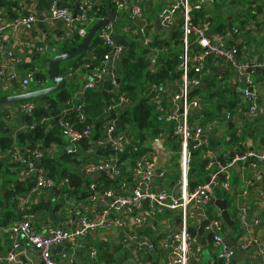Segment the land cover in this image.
Returning <instances> with one entry per match:
<instances>
[{"label": "built area", "instance_id": "1", "mask_svg": "<svg viewBox=\"0 0 264 264\" xmlns=\"http://www.w3.org/2000/svg\"><path fill=\"white\" fill-rule=\"evenodd\" d=\"M154 0H111L116 14L122 13L127 16L130 22L142 21L143 25L138 27V45L141 50L148 51V63L153 72L160 69L159 59L168 52V48H159L154 45L156 37L149 31L147 16L149 4ZM161 8L157 13L160 28L163 32L172 33L178 30L182 34V54L178 71L181 73L177 80H166L154 84L148 97L147 105L154 112L155 121L166 126V129L151 136L148 141L141 142L136 139L134 133L127 126L120 125L119 115L133 107L134 101L126 93L120 91L119 77L112 69L111 62L120 59L126 53V47L118 46L111 37V27L101 30L100 39L110 49L100 62V71L94 73L84 84L85 90H99L106 81L111 82L112 93L115 94V101L108 105L107 114L110 118L100 129L99 136L96 135L94 123L86 125L83 130L77 128V124L71 120L69 115L74 112L82 123L88 120L84 112V105L76 104L74 100L64 103V108L57 115L58 124L62 137L70 143V153H78V144L88 140L94 149L103 151L109 157H102L99 160L87 161L82 167V173L86 177H93L98 174H105L112 179L121 180L124 178V171L121 167L122 155L130 152L135 155L132 160L133 166V190L131 195L116 193L114 189H107L100 194L95 183H89L87 188L90 199L99 200L106 206L103 213L94 220L80 218L73 229L67 227H49L43 234L37 231L29 214V207L34 203L37 195L51 191L59 186V180L50 176L49 172L42 167V162L51 157L53 149H44L38 145L35 149H25L20 146L13 148L8 156L11 163L20 167L21 178L31 177L34 185L28 193L18 196L16 199L17 211L20 219L9 227L12 246L6 254L0 255V264H14L19 256L22 242L27 243L36 251L43 264H60L53 255V249L65 243H69L74 249L83 247V241L90 232L107 231L114 227L124 226L122 219L111 218V213L121 214L124 209L140 203L143 198H148L149 208L134 218V223L144 226L159 212L165 210L178 211L182 230L174 233L171 239L159 244L143 238L140 241L141 250L147 251H170L167 264H192L199 261L200 247L196 238H191L189 231L191 227L202 229L210 235L212 243L221 250L219 261L210 264H234V257L237 248L227 245L224 241L225 223L220 218L212 219L208 216L207 210L210 198H217V193L234 194L237 187L233 183L236 170L240 171L241 196L243 198L251 195L256 188L255 180L250 175L258 171H264V146L255 147L245 145V150L234 151L233 156H227L221 160L217 150L213 146V135L217 123H229L236 120V116L246 115L242 121L253 122L261 113V97L255 89V74L264 70V51L260 59L241 61L238 44H231V36L239 35L238 28H232L228 34L214 32L209 23L196 24L193 13L201 11L204 4L213 5L215 0H159ZM79 11L63 5L60 0H52L49 8V18L53 22H60L67 31L69 39L78 30L79 35L85 39L89 32L92 20L89 19V12L94 8L90 0H82L77 5ZM38 18L35 14L19 15L12 19L6 13L0 11V89L7 88L14 83H19L26 88L30 84L37 85L35 73L25 77L19 66L24 62V54L19 55L15 49L4 50L6 33L10 30L26 28L35 24ZM136 35V34H135ZM195 46V47H194ZM27 51L35 52L38 55H45L49 51L47 43L25 42ZM96 60L94 55L87 59ZM215 67H230L234 71L235 81L241 85L234 86L236 92L242 95L243 104H235L234 112L225 111L220 119L214 122H206L202 110L206 103L199 97V91L204 83V73L209 64ZM90 64L83 65L88 71ZM219 80H222L219 77ZM243 85V86H242ZM26 93V92H25ZM75 98V97H74ZM80 98V97H76ZM19 115H32L37 108L45 107L46 100H31L17 104ZM54 118L45 117L41 125L46 126ZM34 125H23L17 131L29 132ZM172 137L178 140L176 153L179 154V175L178 190H169L165 185L171 171V155L167 152L163 140ZM15 136V135H14ZM206 137L205 140L203 138ZM148 142V144H147ZM131 146V147H129ZM192 148H202V155L206 160V166L200 173L203 177H210L209 182L201 180L195 187L191 188V158ZM198 179V180H199ZM63 186H69V179H61ZM115 202L109 204L112 198ZM238 221L241 227H249L250 221L256 226H262L264 221L259 217H252L241 206L238 212ZM3 226L0 224V232ZM257 246L264 253V239L257 241ZM239 249L247 251L250 243H241ZM97 258V251H89V259ZM73 261L71 264H74Z\"/></svg>", "mask_w": 264, "mask_h": 264}, {"label": "crops", "instance_id": "2", "mask_svg": "<svg viewBox=\"0 0 264 264\" xmlns=\"http://www.w3.org/2000/svg\"><path fill=\"white\" fill-rule=\"evenodd\" d=\"M14 3H17L19 6L18 9L12 11V13L3 9V12L6 13L10 18H14L15 15L17 17L19 15L25 14H35L38 18V21L30 25L26 28H20L17 30H10L6 33L4 40V50L6 49H15V51L22 55L24 54V62L19 66V71L27 77L30 72H32L30 68L36 69H45L46 66L43 64L44 60L52 59L54 56L59 54L60 47L63 45L65 38L68 37L67 31L64 28L63 24L60 22H53L49 18V8L52 0H11ZM63 5H67L71 8H74L76 12V7L80 1L82 0H60ZM98 0H90L93 7L103 6L98 5ZM197 1V0H193ZM229 2V3H228ZM218 1L215 0V4L208 5L204 4V11H206L213 19L211 28L214 32H217V25L226 21L227 26H229L228 32L230 33L232 28H238L240 30L239 35L231 36L230 39L231 44H239L242 47V52L240 56L241 61H249L260 59L262 56V52L264 51V0H228L223 3L218 4ZM225 4H230L225 6ZM230 6V7H229ZM78 7V6H77ZM227 7H229V11L226 12ZM149 14L147 16V22L149 23V31L154 35V37L161 36V28L160 25L157 24L159 20L157 19V13L161 8V3L159 0H154L149 4ZM226 8V9H225ZM202 9V10H203ZM12 14V15H11ZM139 23H141L139 25ZM230 24H232L230 27ZM142 21L130 22L129 18L122 13L116 14V20L114 25L111 27V37L114 43L118 46L126 47V53L129 50L130 44L133 41H136L138 44V27L142 26ZM217 30V31H216ZM219 34H223L218 32ZM100 34V33H99ZM136 34V35H135ZM164 36V35H162ZM166 36V35H165ZM169 41V38H166ZM33 42V43H47L49 45V51L45 55H36L35 52L27 51L24 47L25 42ZM148 56V51H144ZM2 52L0 51V57ZM121 57L118 60L111 62L112 69L115 70L122 65L119 63L124 58ZM149 59V58H148ZM31 64V65H30ZM120 64V65H119ZM71 64H66L65 67H69ZM49 63L47 65L48 70ZM83 69V68H82ZM230 67L224 65L223 67H215L212 63L209 64L208 68L204 73V82L206 83L205 89L199 91H208L211 87L215 86V83H219L218 89H216L213 93L223 91L225 89L230 90V92L234 95V97H238L241 95L239 92H236L234 86L241 85L236 82L234 85L235 74L234 71L229 70ZM81 70V68H80ZM83 69L79 75H75V87H84V84L89 80V72L86 71L84 74ZM117 75V73L115 72ZM118 76V75H117ZM66 77V76H65ZM221 77L222 80H219ZM255 89L258 91L261 97V113L260 116L256 119L259 123L255 126L256 134L264 133V70H260L255 74ZM46 83H49L47 81ZM18 86L17 89H12V86L6 88L10 94H2L0 97H7L12 95L20 94L17 90H21L22 92H31L36 90H28L31 86H36L35 84H30L28 87L24 88L19 83H14L13 86ZM53 83L50 80V84L47 87L52 86ZM243 86V85H242ZM19 88V89H18ZM46 88V87H45ZM237 88V87H236ZM5 89V88H3ZM44 89V88H42ZM73 90V88H72ZM7 92V93H8ZM78 94V93H77ZM115 96V94H113ZM230 102H235L234 97L228 95ZM240 98V97H238ZM114 101V97H113ZM113 103V102H112ZM237 103V102H236ZM239 103V102H238ZM64 108V104L61 103L59 105V110L61 111ZM232 111L229 108H223L220 111L219 118L225 114V111ZM11 108H0V112L6 113L7 122L10 118L17 119L20 116L11 114ZM246 110L236 116V120L230 121L233 123V129L231 130L229 127V123H217L215 126V134L213 135L212 140L213 146H216L217 154L221 160L225 159L227 156H232L235 151L234 145L230 143L231 135L233 132H237V135L240 136L243 133V129L249 125L251 122L246 120L242 121L239 124V119H246V115L244 114ZM233 112V111H232ZM125 113V112H123ZM122 115L120 114L119 119ZM204 116V115H203ZM50 123H48L46 127V132H51L53 129H58L60 132L58 117L54 116ZM205 118V117H204ZM218 119L211 120L209 122H214ZM255 121V120H254ZM253 121V122H254ZM10 123V122H9ZM8 126L13 127L12 122ZM120 125L127 126L134 133L136 139H140L138 136V132L134 129L129 123L123 124L120 119ZM18 126V125H17ZM101 129V127H99ZM17 129V128H16ZM97 129L96 130H100ZM12 130L14 131L15 128ZM61 134V132H60ZM12 138L16 140L14 134H12ZM98 134L95 135L97 137ZM242 135V134H241ZM62 137V135H61ZM258 136H256L257 138ZM63 138V144L59 145L56 142H53L50 145V148L53 149V153L49 159H58L62 155H69L72 157L74 161H67L65 168L70 172H77L85 179V182L89 183H98L97 190L100 194L107 189H113V187L105 182H100L98 180L105 179L106 181H116L117 184L121 186L114 189L116 193L131 195L133 190V166L134 162L132 161L135 157L134 154L130 152H125L122 156L121 167L124 171V178L121 180L112 179L105 174H98L93 177H86L82 173V167L87 161L99 160L102 157H109V155L105 154L103 151H93L94 149L89 144L88 140H83L78 144V148L80 151L78 153H70V143L69 141ZM149 139V138H148ZM141 140V139H140ZM175 141V138L172 137L168 140H163V144L167 148V152L171 155V161L168 164H171V172L168 180L165 182V185L169 188V190H178V175L179 171H177L176 163L174 161V149L171 147L172 143ZM259 142V138L257 139ZM146 142V141H144ZM219 143V144H218ZM148 144V142H147ZM243 147L245 145L255 146L258 144L255 141V138L249 137L242 143ZM131 147V146H129ZM177 150V148L175 149ZM12 150L6 155L8 162H10L8 156L11 154ZM127 157V159H125ZM16 165L15 163H12ZM18 167V177L17 174L15 176L10 177L9 180L14 182V180L20 179L22 183L26 186H29V183H34V180L31 177L21 178L20 167ZM4 169L0 171V192L2 196V202H4L2 213L12 211L16 213V219H20V214L18 213L15 205L12 203L14 200L5 199V193L8 190L14 189V185L5 184V179H3ZM252 179L255 180L256 188L251 192V195L243 198L241 196V187H240V171L237 169L234 175L233 183L237 187V193L234 194H226L228 200V209L231 214L232 219L235 221V226L230 228L225 224L224 231V241L227 245L231 247H236V255L234 257V264H264V253L260 251L257 246V241H261L264 239V223L262 226H256L250 221L249 227H241L240 230H236V225L238 221V212L239 209L244 207L248 213L250 220L252 217L262 218L264 221V171H258L254 175H250ZM192 177V176H190ZM194 179L197 178L204 180L205 177L201 176V174H196L193 176ZM61 179V178H59ZM58 179V180H59ZM98 181V182H97ZM56 187L51 191L43 192L34 200V203L31 204L28 211L31 215L32 222L34 228L45 234L49 227H69L73 229L75 224L79 221L80 218H85L88 220H94L98 218L103 211L106 209L103 203H101L98 199L93 201L89 197H82L83 195L80 193L79 195L69 196L61 191L66 189V186H63L62 189ZM85 187V186H84ZM87 187V185H86ZM85 187V188H86ZM84 188V189H85ZM31 189V188H30ZM29 189V190H30ZM26 191L22 195L29 192ZM86 190V189H85ZM4 197V198H3ZM116 197L112 198L109 204L115 202ZM217 199V198H216ZM14 205V206H13ZM149 208V204L144 205H135L130 208H126L123 210L121 214L111 213V218L113 219H122L124 221V226L122 227H114L107 231H94L90 232L85 240L82 242L83 247L79 250H76L69 244L65 243L62 245H58L53 249L54 258L60 264H71L73 261L74 264H167L169 259L170 251H145L140 248V241L143 238H147L150 241H153L157 244L162 243L165 240H169L172 238L174 233L180 231V226L182 230V223L180 221L179 212L165 210L159 212L155 217L151 218L148 223L144 226H138L134 223V218L136 215L141 214L145 210ZM208 216L212 219L221 218V210L215 205H209L207 210ZM234 213V215H233ZM19 216V217H18ZM234 216V217H233ZM236 217V219H235ZM16 222L14 219L10 222L8 221L7 225L1 224L3 226L0 232V255L6 254L10 251L12 246V241L10 239L9 227L12 223ZM18 221V220H17ZM11 223V224H10ZM239 226V225H238ZM189 235L191 238H196L198 245L200 247V255L199 261L192 262V264H210L216 260L219 261V254L221 250L212 243V238L210 235L204 233L202 229L197 227H191L189 231ZM250 243V248L247 251H243L238 248L241 243ZM91 249H95L97 251V258L90 260L89 259V251ZM206 253L208 256L207 261L203 254ZM14 264H43L39 254L34 251L27 243L22 242V246L19 252V256L17 261Z\"/></svg>", "mask_w": 264, "mask_h": 264}, {"label": "trees", "instance_id": "3", "mask_svg": "<svg viewBox=\"0 0 264 264\" xmlns=\"http://www.w3.org/2000/svg\"><path fill=\"white\" fill-rule=\"evenodd\" d=\"M17 3L12 2L11 0H0V11L5 9L6 11L12 13L13 10L18 9ZM76 7V12L79 11V7ZM113 10L116 12L114 6ZM12 15V14H11ZM27 15V14H25ZM89 19H93L91 26L92 27L96 22L104 19L107 17V12L104 6H96L94 7L88 14ZM9 17V16H8ZM17 15L14 16L16 18ZM194 21L196 24L200 23H215L214 19L203 10L195 11L193 13ZM10 18V17H9ZM12 18V19H14ZM216 24V23H215ZM232 24H230V27ZM217 32L220 33H227L229 26H227L226 21L217 25ZM100 34L98 33L92 44L89 46L88 50L77 57L76 59L70 61L68 64H71L69 67H65L67 64H62L61 72L63 76H69L70 74L79 75L83 70V65L89 63L90 68L88 70L91 77L94 73L100 71L101 65L100 62L103 57L110 52V49L106 47L102 40L100 39ZM163 35V34H161ZM172 40L174 41L173 44L164 39L161 40L160 37H157L155 40L154 45L158 46L159 48H168V52H165L159 59L160 69L158 72H153L148 63V56L141 50L139 45L136 41L131 42L129 50L127 54H125L124 58L119 61L122 65V68L118 66L115 70L119 77V86L120 91L122 93H126L130 99L134 101V105L125 113H121V122L123 124L129 123L134 131L138 132V136L141 139V142L148 141V138L153 136L154 134L164 131L166 126L161 123H157L155 121L154 112L151 107L147 105V101L145 97L149 96L151 87L156 84L166 80L172 81L177 80L180 78V72L177 70L180 65V54L181 50L180 47H183L182 41V34L178 30H175L171 33ZM84 38H82L78 30H76L72 37L69 39L64 40L63 45L60 47L59 53H68L73 51L77 48L82 42ZM237 45V44H236ZM242 52L241 45H237ZM195 47V46H194ZM179 48L178 53H173L172 51ZM36 54V53H35ZM37 55V54H36ZM89 55H94L96 60L87 59ZM38 56V55H37ZM241 56V53H240ZM50 59L44 60L43 64L46 66L45 69H36L35 78L38 84L36 86H41L45 84L50 78L47 75V65ZM119 64V65H120ZM31 65V64H30ZM93 67V68H92ZM34 72L35 68L27 67ZM81 68V70H80ZM30 72L29 74H31ZM51 80V79H50ZM75 78H73L72 82L68 84V86L63 89L62 91L58 92L55 96H51L46 98V105L50 106V110L46 109L45 107L37 108L32 115H20L17 119L13 117L9 119L8 123L12 122L13 127H9L7 121L6 113L0 112V171L4 169L3 179H5V184H13L14 189L8 190L5 194V199H12L14 200L12 203L15 205L17 209L16 199L18 196H21L23 193L28 191L34 183H29V186H25L20 179L14 180V182L10 181L9 178L15 176L17 174L18 177V167L12 163L8 162L6 155L13 150L15 145L20 146L21 148L25 149H35L38 145H40L43 150L50 149V145L53 142H56L59 145L63 144V138L58 129H53L51 132H46V127L41 125V120L45 117H53L60 113L59 105L61 103H65L67 101L74 100L76 104L84 105V112L88 116V120L80 123L77 114L72 112L69 117L73 122L77 124V128L81 131L83 128L88 125L94 123L97 129L99 127H103L106 123V120L110 118V115L107 114V107L113 101V97H115L112 93V85L111 82L106 81L105 84L99 90H85L83 92V87H75ZM12 89H17V85H11ZM73 88V90H72ZM19 89V88H18ZM41 89V88H40ZM202 90V89H201ZM20 94H24L25 92L21 93V90H17ZM78 93V94H77ZM12 94V93H11ZM4 95V94H3ZM19 95V94H18ZM228 95L234 97V95L230 92V90L225 89L220 92L210 93L208 97L211 101L210 106L207 104L205 105L202 113L205 117V121L209 122L214 120L216 117L219 116L220 111L223 108H229L234 112V107L236 102H230ZM2 96V94H0ZM75 97V98H74ZM80 97V98H76ZM120 116V115H119ZM9 123V125H10ZM259 122L255 120L247 125L243 129V133L237 135V132H233L231 135L230 143L234 145L236 151H243L245 147H243L242 143L245 142L246 139L249 137L255 138L256 143L258 144L257 147L264 146V133L256 134L255 126ZM36 125L35 128L30 130L29 132H19L17 129L22 127L23 125ZM18 125V126H17ZM11 126V125H10ZM12 128L15 130L13 131ZM17 128V129H16ZM100 130L96 131L97 136H99ZM12 134L15 135L16 140L12 138ZM256 136H258L256 138ZM259 138V142L257 139ZM219 144V143H218ZM216 148V146H215ZM192 158H191V179H190V186L191 188L195 187L201 180L195 178L194 175L198 174V169L196 167H192V163L199 164L201 167L202 172L203 168L206 166V160H204L202 155V148H192L191 149ZM72 157L69 155H62L58 159H45L42 162V167L49 172L50 176L55 179H69V186L66 187L65 190L61 191L60 193L74 196L79 195L80 193L83 195L82 197L90 196L88 191V182H85V179L79 173L70 172L65 168L66 162L71 161ZM73 161V160H72ZM74 162V161H73ZM100 182H105L110 184L113 189L118 187L121 188L116 181H106L105 179L98 180ZM97 181V182H98ZM98 183H96L97 185ZM86 188H85V187ZM86 190H85V189ZM3 197V198H4ZM217 199H227V195L225 193H217ZM2 196L0 192V224L7 225L8 221L10 222L14 219L15 221L19 220L16 219V213L12 211L3 212L2 208L4 202H2ZM13 205V206H14ZM19 217V216H18ZM14 222V221H13ZM11 224V223H10ZM3 225V226H4Z\"/></svg>", "mask_w": 264, "mask_h": 264}, {"label": "water", "instance_id": "4", "mask_svg": "<svg viewBox=\"0 0 264 264\" xmlns=\"http://www.w3.org/2000/svg\"><path fill=\"white\" fill-rule=\"evenodd\" d=\"M98 5H103L106 12H107V17L96 22L89 30L87 36L83 40V42L75 48L73 51L68 52V53H59L56 56H54L50 61H49V66L47 70V75L51 79L53 85L50 87H46L44 89H39L36 91H31L27 92L24 94H19V95H12V96H7V97H0V108H5L6 106L10 105H17L26 101H31V100H45L46 98H49L51 96H55L58 92L62 91L65 89L69 83L72 82L74 75L70 74L69 76L65 77L62 75L61 72V66L62 64L72 61L79 57L80 55L84 54L89 46L92 44L94 39L96 38L97 34L101 31L104 30L108 27H111L114 25L115 20H116V12L113 10L112 7V2L111 0H98L97 1ZM62 24V23H60ZM141 23H139L140 25ZM159 24V22L157 23ZM93 68V67H92ZM84 74L86 71H83ZM207 82H204L201 89H205ZM233 123H229V127L232 130L233 129ZM206 137L203 138L205 140ZM233 156V155H232ZM210 177H205L204 181L209 182ZM59 188H63V182L61 179H59ZM150 201L148 198H143L139 205H144V204H149ZM209 205H215L221 210V218L224 221V223L232 228L235 226V221L232 219L231 214L228 209V200L227 199H216V198H210L209 200ZM180 231H181V226H180Z\"/></svg>", "mask_w": 264, "mask_h": 264}, {"label": "rangeland", "instance_id": "5", "mask_svg": "<svg viewBox=\"0 0 264 264\" xmlns=\"http://www.w3.org/2000/svg\"><path fill=\"white\" fill-rule=\"evenodd\" d=\"M218 1V4H220V3H223L224 1H228V0H217ZM229 3V2H228ZM217 4V5H218ZM228 5H230V4H225V6H228ZM230 7V6H229ZM229 7H227V9H226V12L227 11H229ZM91 28V27H90ZM90 28H89V30H90ZM164 36H159L160 37V39L161 40H164V39H166V38H169V41L173 44V40H172V37H171V33L170 32H161ZM166 35V36H165ZM167 40V39H166ZM180 49H182V46L180 47ZM178 51H179V48L178 49H176V50H174V51H172L173 53H178ZM181 54H182V50H181ZM180 54V55H181ZM70 61H68V62H66V63H69ZM180 62H181V60H180ZM66 63H64V64H66ZM63 64V65H64ZM49 81V83H45V84H42L41 86H31V88L30 89H28V90H39L40 88L42 89V88H45V87H47L49 84H50V79L48 80ZM161 83V82H160ZM218 87H219V83L217 82V83H215V86H213V87H211L208 91H202V92H200L199 93V97L202 99V101H204L208 106H210V104H211V101H210V99L208 98L209 96H210V93H213L216 89H218ZM8 91L6 90V88L5 89H0V94H10L11 92H8ZM238 97H240V98H238ZM238 97H234V101L235 102H240V105H242L243 104V102H242V95H238ZM52 98V97H51ZM4 108V107H3ZM5 108H11L12 109V111H11V114L12 115H17V113H19V110H18V106L17 105H10V106H6ZM173 145H171V147H173V149H174V156H175V158H174V161H175V163H176V167H177V171H179V164H178V159L180 158L179 156V154H177L176 153V148H177V146H176V144H178V140H176V141H174L173 143H172ZM134 159L135 157L133 156V157H131V159ZM125 159H127V157L125 158ZM192 167H196L197 169H198V172L197 173H199V171H201V167L199 166V164H195V162H193L192 163ZM173 173V172H172ZM204 176V175H203ZM233 215H234V213H233ZM234 217V216H233ZM235 219H236V217H235ZM239 225V226H238ZM236 230H240V224L237 222V225H236ZM203 256L205 257V260L207 261V259H208V256H207V254L206 253H204L203 254ZM204 264H206V263H204Z\"/></svg>", "mask_w": 264, "mask_h": 264}]
</instances>
